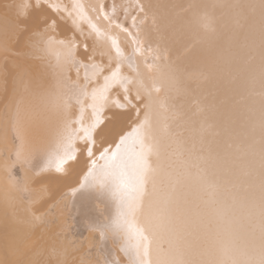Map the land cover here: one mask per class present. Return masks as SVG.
Returning a JSON list of instances; mask_svg holds the SVG:
<instances>
[{"label": "bare ground", "instance_id": "obj_1", "mask_svg": "<svg viewBox=\"0 0 264 264\" xmlns=\"http://www.w3.org/2000/svg\"><path fill=\"white\" fill-rule=\"evenodd\" d=\"M25 3L32 5L26 15L21 8ZM74 3L83 5L88 21L116 40L122 57H131L134 65L130 67L127 60L122 64V74L134 81L129 85L132 102L116 107L112 101L125 103L124 92L121 87L112 91L101 113L103 123L94 132L93 151L98 156L148 117L146 142L155 143L159 154L152 157L155 173L138 220L147 225L160 208L168 219V228L153 236V261L163 249L170 257L182 256L188 264H210L225 259L223 248L234 241L236 258L260 264L264 259V0H40L39 6L36 0H0V43L13 36L18 43L14 48H36V54L44 58L37 62L38 55L31 57L36 64L31 60V69L21 70L13 48L12 60L1 64L5 68L1 81H15L16 74L13 92L6 90L14 96V105L10 98L9 104L5 102L6 91L1 97L4 105L14 107L13 117L9 112L18 120L13 121L14 127L23 126L28 149L24 147L27 155L20 152L19 158L30 155L29 149L35 147L36 174L31 173L34 180H26L29 187H22L33 203L22 198L25 206L35 207L34 214L25 211L30 218L19 211L21 219L23 214L26 217L25 224H10L15 211L10 218L6 211L11 205L2 204L5 210L0 205V264H105L106 260L129 264L121 250L123 241L112 234L102 239L92 227L111 218L115 204L98 190L73 191L79 189L89 167L85 143L77 141V158L63 172L55 171L58 134L65 123L82 117L86 127L94 120L91 109L65 111L53 103L64 91V77L70 74L76 80V68L65 62L68 44L75 45L73 56L81 64L115 67L117 59L112 41L98 37L88 21L73 23L75 13L69 16L64 9L71 11ZM54 5L61 10H54ZM104 13L110 20L104 19ZM136 48L141 51L137 53ZM83 77L80 67L81 84ZM137 93L140 100L135 99ZM18 149L15 154L22 150ZM197 162L215 184L214 192L195 179L197 168L190 165ZM13 165L15 169L20 164ZM28 166L23 168L26 172L31 171ZM35 181L43 183L38 191ZM27 187L36 197L40 195L36 198L40 202ZM22 199L19 205L24 207ZM50 201L55 204L50 206ZM37 202L49 207L37 214ZM15 205L11 211L20 208Z\"/></svg>", "mask_w": 264, "mask_h": 264}, {"label": "snow or ice", "instance_id": "obj_2", "mask_svg": "<svg viewBox=\"0 0 264 264\" xmlns=\"http://www.w3.org/2000/svg\"><path fill=\"white\" fill-rule=\"evenodd\" d=\"M39 4L40 0H36V5L39 6ZM31 7L32 5L28 3L21 5L23 14L26 15L27 10ZM53 7L56 11L61 10L59 5ZM64 10L68 11L69 16L75 13L73 23L88 21L83 5L79 3H74L71 11L67 8ZM101 11L103 12V9ZM103 16L105 20H110L108 14L104 13ZM88 22L98 37L102 36L112 41L117 59L115 67H112L111 64L107 67L96 63L81 64L73 56L75 45L68 44L65 62L76 68V80H72L70 74L65 76L64 91L54 98L53 103L65 111L73 107H78L80 113L91 109L94 120L86 127L83 126L82 117L70 119L65 123L64 128L58 134L55 149V171L63 172L65 166L77 158L75 144L77 141H83L89 158V167L80 181L79 189L73 191L98 190L101 196L108 198L115 204V213L111 218L104 223L92 225L94 229L99 231L101 238L107 239L108 235L112 234L121 239L123 241L121 250L128 257L129 264H188L182 256L170 257L163 249L160 250L155 262L152 259L153 236L158 231L168 228V219L163 208L158 209L151 216L147 225L138 220V213L143 210L145 197L148 194L149 180L155 173L152 157L159 154L158 146L155 143L146 142L148 139V117L146 116L140 125L121 135L114 146L104 147L98 156L93 151L94 132L103 123L100 118L101 113L109 103L112 91L116 87H121L124 92L123 100L125 103H120L118 100L112 101L116 107L123 108L125 104L130 105L132 102L129 85L134 81L122 74V64L127 60L130 67L134 68V65L131 63V57H122L116 40L108 36L107 33H102L95 24H91V21ZM116 26L121 27L119 24ZM204 26L209 27L207 22ZM124 31L127 32V29ZM60 43L64 42L61 41ZM135 51L139 53L141 50L136 48ZM89 59L91 60V58ZM80 67L84 68V83L82 84L79 82ZM156 91H159V88H156ZM135 99H141L139 93ZM181 153L182 148L178 145V154ZM17 160L19 161V153H17ZM47 166L51 167V158ZM190 166L197 168L195 179L210 192H214L215 184L208 179L204 169L199 167V163H193ZM9 174L11 175V172ZM19 179L17 178L18 181ZM261 225V241L264 245V212H262ZM223 253L225 259L213 260L210 264H250L249 261L236 258L234 241L224 246ZM105 264H116V262L106 260ZM260 264H264V259L260 261Z\"/></svg>", "mask_w": 264, "mask_h": 264}, {"label": "rangeland", "instance_id": "obj_3", "mask_svg": "<svg viewBox=\"0 0 264 264\" xmlns=\"http://www.w3.org/2000/svg\"><path fill=\"white\" fill-rule=\"evenodd\" d=\"M3 40V44H1L0 43V50L2 49L1 48V46L3 47V50H4V52H3V54H1V56H0V66H1V68L0 69H3L4 70V72H2L3 70H1L0 72L2 73H0V83L2 84V87L1 88H3V90L1 89V91H0V98L3 100V93H6L7 91L6 90H10V91H12L13 92V90H12V88L14 87L13 86V83L16 81V74L14 75L15 77V81H13L14 79L13 78H10V82H8V81H6L5 79L3 80V81H1L3 78H4V76H3V78L1 79V77H2V75H3V73H5V68H2L3 67V65H1V64H3V61L5 60V59H9V60H12V56L14 55V53L16 52V53H19V54H16L15 53V55H19L18 56V58L16 59V57L17 56H15V60H17V62H18V64H19V66H20V64H22L21 66H20V69L21 70H26V71H28L29 69H27L30 65H32V64H29L30 63V61L32 60V62L31 63H34V64H36L35 62H36V60H37V62H38V59H40V57L42 58V56H39L38 54H36V48H32V49H29V50H26V46L25 47H23V46H19L18 45V47H15L16 48V50H15V48L13 47V46H15V44H16V40H15V38L13 37V36H10V35H8V37L6 36L4 39H2ZM13 45H12V44ZM15 43V44H14ZM18 44V43H17ZM17 44H16V46H17ZM6 45V46H5ZM12 45V46H11ZM10 47V48H9ZM6 48H7V50H6ZM10 49V51H9V49ZM13 48H14V50H15V52H14V50H13ZM18 49V50H17ZM36 49V50H35ZM24 50H26V52L24 51ZM13 52V53H9V52ZM34 51V52H33ZM6 52V53H5ZM25 54H24V53ZM21 53H23L24 55H27V57L26 56H24L23 54H21ZM8 54V55H7ZM11 54V57L9 56ZM13 54V55H12ZM30 55V56H29ZM33 55V56H32ZM35 55V56H34ZM38 55V56H37ZM10 58H9V57ZM24 56V57H23ZM28 56H29V58H28ZM37 56V57H36ZM2 57V58H1ZM19 57H20V60L18 61V59H19ZM23 57V58H22ZM26 57V58H25ZM35 58L36 60H33V59H30V58ZM38 58V59H37ZM3 59V60H2ZM21 59H23V62L21 61ZM26 60V61H25ZM41 60H44V58H42ZM35 61V62H34ZM40 61V60H39ZM2 62V63H1ZM25 62V63H24ZM26 64V65H25ZM26 66V68H24L25 66ZM24 68V69H23ZM30 68V67H29ZM19 69V71H21ZM31 69V68H30ZM5 81L6 82H8L10 85H8V84H6L5 83ZM13 81V82H12ZM0 84V85H1ZM12 84V85H11ZM9 86V87H8ZM11 88V89H10ZM14 89V88H13ZM6 91V92H5ZM10 91H8L9 93H10ZM8 92L5 94L6 95V97H5V102H7L8 103V101L9 100H7V99H9L10 98V102L9 103H11V104H13L14 105V103H15V101H14V99L11 101V99L14 97H10V96H12L11 94L9 95L8 94ZM8 95H9V97H8ZM2 96V97H1ZM2 100H0L1 102H0V114H1V116H0V119H1V117L3 116V114H4V116H3V118L0 120V123H1V125H0V127H2V128H0V164L2 165V168H0V191H1V196L3 197V198H0V200H1V202H0V205H2V204H5L4 206H9V204L11 205V207L9 206L8 208H10V209H7V211H6V213L9 215V217L11 218V217H13L14 215L16 216V217H19V219L17 220V218L16 217H14V218H11V220H10V224L12 223V225L14 224L13 222H15V225L16 224H21L22 222L21 221H23V224H25L24 223V221L26 220H22L23 218H26V217H24V214H23V218L21 219L20 218V216L22 215V213H23V211H24V213H25V211H27V213L28 212H31V214L35 211V207L33 206V209L34 210H31V208L32 207H28L29 205V203H31V204H33L32 202H30V199H31V196H27V194H25V192H24V190H23V188H25L26 186L24 185V184H27V183H25L26 182V180H27V182H28V179H33V175L31 174V173H33V170L35 169V165H36V157H34V156H36V155H34V152H33V150H35L36 148L35 147H32V150H30L29 149V151L31 152L32 151V154L28 151V154H30V155H28L27 157L26 156H24L25 158H26V160H29L28 162L27 161H25V159H24V157L22 156V158H23V160H22V158L20 159L21 161H18L17 160V154H15V148L17 149V150H19L18 148H20V149H22V150H20L19 152L17 151L16 153H20V152H22L23 151V149L25 150L24 151V153H27L26 151V149H28L27 147H26V144L24 143L25 141H24V139L22 138L23 137V135L22 134H24V132H22L21 131V128H23V126H22V124L21 123H18L19 125V128H17L18 130H19V132H20V135H17L16 133H18L19 134V132H17L18 130L14 127V122H17L15 119H12V117H13V113H14V107H12L13 105H10V107H9V105H4V100L2 101ZM14 102V103H13ZM6 103V104H7ZM8 103V104H9ZM2 111V112H1ZM7 112V113H6ZM9 112H13L12 113V117H11V113L9 114ZM7 114H9V117H8V115ZM8 117V118H7ZM5 119L7 120V123H6V121H5ZM10 121L12 122V123H10ZM14 121V122H13ZM6 124H5V123ZM11 124L13 125V126H11ZM21 124V125H20ZM3 125H4V127H7V129L5 130V128L3 127ZM15 125H17V124H15ZM17 126V127H18ZM13 130H12V129ZM12 130V131H10V130ZM16 132H15V131ZM24 130V129H23ZM12 132L14 133L15 132V134H14V136H16V137H13V135H12ZM4 133H5V136H3L4 135ZM10 133V134H9ZM9 134V135H8ZM8 135V136H7ZM19 136H21V138H17V137H19ZM7 137V139H5ZM11 137V138H10ZM18 139V140H20V141H18V140H16V139ZM9 139H11V140H9ZM12 139H14V140H12ZM8 140V141H7ZM6 141V142H5ZM10 141V142H9ZM12 141V142H11ZM24 141V142H23ZM6 143H8V144H6ZM17 144H21V146L20 145H16ZM23 144V145H22ZM12 145V146H11ZM34 146H35V144H33ZM1 146H4L3 148H1ZM24 147H26V149L24 148ZM30 148V147H29ZM35 148V149H34ZM3 149L5 150V152L3 151ZM35 152H36V150H35ZM6 153V154H5ZM14 153V154H13ZM23 153V152H22ZM20 154V155H23V154ZM37 154V153H36ZM2 155V156H1ZM4 155H6V157L4 156ZM24 155H27V154H24ZM4 156V157H3ZM15 157H16V159H15ZM21 157V156H20ZM34 159L33 161L31 160V159ZM4 159V160H3ZM23 161H25L26 162V165H24V163H23ZM29 162L32 164H30V166H28L29 165ZM15 163H17V165H19V167H15V169H14V165L13 164H15ZM16 166V165H15ZM24 166H28V167H30L29 169L27 168V170H31L30 172H26V170H24L25 169V167ZM32 167V168H31ZM34 167V168H33ZM24 168V169H23ZM14 170V171H13ZM9 171V172H8ZM16 171V172H15ZM46 171H48V170H46ZM11 172V175L9 174ZM2 173V174H1ZM4 173V174H3ZM17 173H18V175H17ZM28 173H30V175H31V177H29V174ZM34 173L36 174V172L34 171ZM33 173V174H34ZM44 173H45V171H44ZM15 174L17 175L16 177H15ZM28 176V178H27V176ZM40 176H41V174H40ZM17 177L18 178H20L19 179V181L17 180ZM34 180V179H33ZM37 180V179H36ZM30 181V180H29ZM37 181H35V183H36ZM44 182V181H43ZM32 183H34V182H32ZM36 184H38L39 185V183L37 182ZM41 184H43V183H41ZM40 184V185H41ZM1 185H2V188H1ZM28 185V184H27ZM38 185L37 186H35V185H33V186H31L30 188H33L34 186H35V190L37 189V191L39 190V188H40V185H39V187H38ZM25 186V187H24ZM23 187V188H22ZM28 187H29V185H28ZM27 187V191H30L31 192V194H33L32 193V191H33V189H32V191H31V189H29ZM45 187H46V185H45ZM48 188V187H47ZM29 189V190H28ZM23 190V191H22ZM47 191V190H46ZM46 191H45V196H47V193H50L49 191L46 193ZM6 192V193H5ZM9 192V193H8ZM24 192V193H23ZM5 193V194H4ZM11 193H14V195H12L13 197H16L17 196V198H20L21 197V199L22 198H24V201L25 202H28L29 201V203H27V207L29 208V210H31V211H28V210H26L27 209V207L25 206V204H24V202H23V199H22V202H23V205H24V207H21L19 204V202H21L20 200L21 199H19L18 201L16 200L17 198H14V199H12V196H11ZM23 193V194H22ZM36 193V192H35ZM35 193L33 194L34 196L32 197V198H34V199H36L37 197L39 198V196L40 195H37V197H36V195H35ZM43 193H44V190H43ZM3 194V195H2ZM38 194H39V192H38ZM51 194L52 193H50V195L49 196H51ZM0 196V197H1ZM43 197V196H42ZM5 198H6V200H5ZM37 198V199H38ZM45 198V197H44ZM50 198V197H49ZM49 198H47V199H45V203H46V201L47 200H49ZM34 199H32V201H34ZM36 199V201H39V200H37ZM40 199V198H39ZM10 200H11V202H10ZM14 200V201H13ZM26 200H28V201H26ZM50 200L52 201V200H54V198L52 199V196H51V198H50ZM3 201V202H2ZM5 201V202H4ZM7 201H8V203H7ZM36 201H34V203L36 202ZM42 201H43V198H42ZM51 201L48 203L49 205H50V203H51ZM10 202V203H9ZM18 202V203H17ZM40 202V201H39ZM48 202V201H47ZM12 203V204H11ZM44 202H41V206L40 205H38V202L36 203L37 204V206H36V204H35V206L37 207L36 209H37V214H42V212H44L43 211V209L44 210H47L46 208H48L49 206H48V204H47V206L46 207H43V206H45L44 204H43ZM54 204H55V201L53 202ZM53 203H51V205H54ZM15 205L14 207H19L20 206V208H18V210L17 209H15V208H13V212L11 211V208H12V205ZM43 204V205H42ZM19 205V206H18ZM22 205V206H23ZM50 205V206H51ZM4 206L2 205V207H3V209H4ZM41 207V208H40ZM53 207V206H52ZM21 208L23 209V210H21ZM40 208V209H39ZM1 209V208H0ZM50 209H51V207H50ZM5 210V209H4ZM49 210V209H48ZM3 211V210H2ZM9 211H11V212H9ZM14 211H15V214H14ZM19 211H20V213H21V215H20V213H19ZM33 211V212H32ZM0 212H1V210H0ZM39 212V213H38ZM27 213H25L26 215H27ZM14 214V215H13ZM29 214V213H28ZM34 214V213H33ZM4 215H5V213H4ZM7 215V216H8ZM31 216V215H30ZM30 216L29 215H27V217H29L30 218ZM7 218V217H6ZM32 218V217H31ZM21 219V220H20ZM6 220V219H5ZM6 222H8V219L6 220ZM17 222V223H16ZM26 222V221H25ZM11 226V225H10ZM15 227H17V225L15 226ZM13 228H14V226H13Z\"/></svg>", "mask_w": 264, "mask_h": 264}]
</instances>
